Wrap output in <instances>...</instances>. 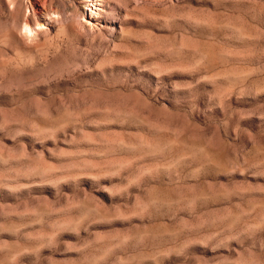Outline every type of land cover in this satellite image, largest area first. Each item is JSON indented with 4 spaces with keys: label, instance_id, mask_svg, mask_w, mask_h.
I'll list each match as a JSON object with an SVG mask.
<instances>
[{
    "label": "rangeland",
    "instance_id": "1",
    "mask_svg": "<svg viewBox=\"0 0 264 264\" xmlns=\"http://www.w3.org/2000/svg\"><path fill=\"white\" fill-rule=\"evenodd\" d=\"M0 264H264V0H0Z\"/></svg>",
    "mask_w": 264,
    "mask_h": 264
},
{
    "label": "bare ground",
    "instance_id": "2",
    "mask_svg": "<svg viewBox=\"0 0 264 264\" xmlns=\"http://www.w3.org/2000/svg\"><path fill=\"white\" fill-rule=\"evenodd\" d=\"M95 2V1H94ZM93 4V3H92Z\"/></svg>",
    "mask_w": 264,
    "mask_h": 264
}]
</instances>
